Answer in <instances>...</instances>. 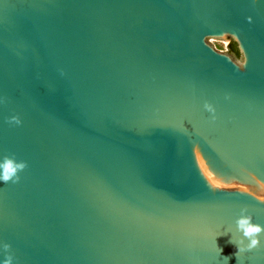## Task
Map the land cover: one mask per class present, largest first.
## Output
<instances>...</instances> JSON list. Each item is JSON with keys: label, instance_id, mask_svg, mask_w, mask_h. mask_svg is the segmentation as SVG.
<instances>
[{"label": "water", "instance_id": "1", "mask_svg": "<svg viewBox=\"0 0 264 264\" xmlns=\"http://www.w3.org/2000/svg\"><path fill=\"white\" fill-rule=\"evenodd\" d=\"M5 156L0 264H264V0H0Z\"/></svg>", "mask_w": 264, "mask_h": 264}, {"label": "clouds", "instance_id": "2", "mask_svg": "<svg viewBox=\"0 0 264 264\" xmlns=\"http://www.w3.org/2000/svg\"><path fill=\"white\" fill-rule=\"evenodd\" d=\"M10 122H14L16 124H20L21 121L19 117L13 116L11 117ZM27 167V162L20 161L17 162L14 157L5 156L3 162L0 163V180L7 183L9 181L18 182L20 177L18 176V172L23 171ZM247 208L241 209V215L236 220V227L239 232L242 233V238L239 241H234L232 238L230 243L234 244L237 251L235 253L238 258L239 253H242L246 250H251L260 246V236L264 234V225H260L257 223H253V217L247 213ZM226 234V233H223ZM222 235V234H221ZM248 240V244L244 246V240ZM5 250L10 249V245H4ZM218 248V247H217ZM219 253L222 249L218 248ZM226 264L229 260V257H223ZM13 257L8 255L4 261V264H12Z\"/></svg>", "mask_w": 264, "mask_h": 264}, {"label": "rangeland", "instance_id": "3", "mask_svg": "<svg viewBox=\"0 0 264 264\" xmlns=\"http://www.w3.org/2000/svg\"><path fill=\"white\" fill-rule=\"evenodd\" d=\"M209 43H211L212 45H214V49L216 51H218L219 53H228L229 49H228V45L229 42L226 41H220V40H215V39H210Z\"/></svg>", "mask_w": 264, "mask_h": 264}, {"label": "trees", "instance_id": "4", "mask_svg": "<svg viewBox=\"0 0 264 264\" xmlns=\"http://www.w3.org/2000/svg\"><path fill=\"white\" fill-rule=\"evenodd\" d=\"M229 52L232 54L236 59H239L241 57L238 44L232 40L229 44Z\"/></svg>", "mask_w": 264, "mask_h": 264}]
</instances>
